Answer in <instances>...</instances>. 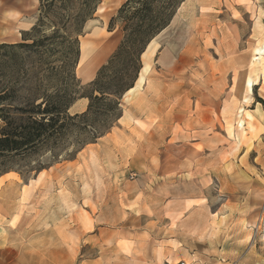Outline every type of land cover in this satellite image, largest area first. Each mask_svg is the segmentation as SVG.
I'll use <instances>...</instances> for the list:
<instances>
[{
    "label": "rangeland",
    "instance_id": "rangeland-1",
    "mask_svg": "<svg viewBox=\"0 0 264 264\" xmlns=\"http://www.w3.org/2000/svg\"><path fill=\"white\" fill-rule=\"evenodd\" d=\"M127 1L101 0L86 23L79 63L86 47L95 75L78 63L81 87L119 50L124 25H109ZM6 10L0 0V46L23 44ZM29 14L36 25L40 6ZM175 17L142 55L146 82L120 101L107 138L71 158L16 159L0 177V264H264V0H184ZM6 53L17 57L0 79L23 86L21 99L71 82L65 45ZM134 59L130 50L117 66Z\"/></svg>",
    "mask_w": 264,
    "mask_h": 264
},
{
    "label": "trees",
    "instance_id": "trees-1",
    "mask_svg": "<svg viewBox=\"0 0 264 264\" xmlns=\"http://www.w3.org/2000/svg\"><path fill=\"white\" fill-rule=\"evenodd\" d=\"M183 2L128 0L109 25L110 32L115 22L121 21L124 25L119 50L93 82L81 87L75 74L80 59L79 37L101 0H39L40 18L27 32L24 43L1 45L0 51L22 48L42 57L50 47L65 45L67 58L63 70L71 82L65 81L53 93L45 91L41 95L40 86L30 87L28 95L21 99L23 86L3 71L0 79V177L13 171L12 162L16 159L41 152L52 154L55 160L71 158L109 134L123 116L120 101L138 81L142 55L151 41L171 24ZM47 26L51 27V34L43 31ZM130 50L134 51L135 59L119 69L117 65L122 55ZM6 54L0 55L2 66L17 57L16 53ZM30 73L26 70L23 75ZM79 99H88V109L71 115L69 111Z\"/></svg>",
    "mask_w": 264,
    "mask_h": 264
},
{
    "label": "crops",
    "instance_id": "crops-1",
    "mask_svg": "<svg viewBox=\"0 0 264 264\" xmlns=\"http://www.w3.org/2000/svg\"><path fill=\"white\" fill-rule=\"evenodd\" d=\"M3 1H4V7L7 8L6 22L14 26L13 28L17 30V33L20 36H21V33L29 32V30L33 28L37 20L35 15L29 14V13H32L33 10H35L38 6H40L39 0H3ZM16 37L18 36L15 35V38ZM0 38L2 39L4 38V36H2L1 34ZM148 49L149 47L147 48L146 52L143 55L148 54L147 53L149 52ZM124 119L125 117L122 118V120ZM109 135L103 138H107ZM179 262L183 264L182 260H179ZM167 264H171V263L167 262Z\"/></svg>",
    "mask_w": 264,
    "mask_h": 264
},
{
    "label": "bare ground",
    "instance_id": "bare-ground-1",
    "mask_svg": "<svg viewBox=\"0 0 264 264\" xmlns=\"http://www.w3.org/2000/svg\"><path fill=\"white\" fill-rule=\"evenodd\" d=\"M99 12H100V13L104 12V9L102 8V6L98 8V13H99ZM175 18H176V17H175ZM175 18L172 20L171 24L168 25V27H167L165 30L161 31V33H160L155 39H153V40L151 41V43H150V45H149V49H148L149 52L153 53V52L155 51V49L160 45L159 42H158V40L160 39V37H161L166 31H168V29H170V27L172 26V24H173L174 21H175ZM152 51H153V52H152ZM263 52H264V48H263V47L260 48V49L258 50V54H259V55H262ZM147 53H148V52H147ZM88 55H89V52H88L87 48H86V47H83L82 50H81V60H80L79 66H78V72H79V73H80V71H81L80 67H82V68L85 67V69H86V70L84 69V70L86 71V73H85V78H86L87 80L93 78V76L95 75V67H94V64H88V65H85V64H87L86 61H87ZM148 69H149V66L147 65V66L145 67V69L142 70L141 76H140V78L138 79L137 84H136L133 88H131V89L125 94L124 97H125L126 100H129V99H130V96H128V95H133V94H135L136 92H138V91L141 89L142 85H144V83L146 82L145 75H146V73L148 72ZM81 72H82V71H81ZM149 72H150V71H149ZM247 86H248V91H249V92H252V91H253V86H254V83H253V79H252V78L249 79V81H248V83H247ZM175 263H176V264H181V262H179V260H176Z\"/></svg>",
    "mask_w": 264,
    "mask_h": 264
},
{
    "label": "water",
    "instance_id": "water-1",
    "mask_svg": "<svg viewBox=\"0 0 264 264\" xmlns=\"http://www.w3.org/2000/svg\"><path fill=\"white\" fill-rule=\"evenodd\" d=\"M140 76H141V72H140L139 78H140ZM139 78H138V79H139Z\"/></svg>",
    "mask_w": 264,
    "mask_h": 264
}]
</instances>
